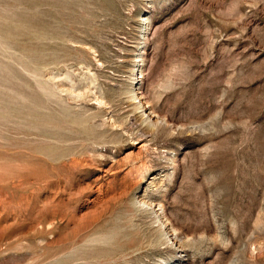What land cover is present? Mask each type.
Masks as SVG:
<instances>
[{
	"label": "rangeland",
	"instance_id": "rangeland-1",
	"mask_svg": "<svg viewBox=\"0 0 264 264\" xmlns=\"http://www.w3.org/2000/svg\"><path fill=\"white\" fill-rule=\"evenodd\" d=\"M0 264H264V0H0Z\"/></svg>",
	"mask_w": 264,
	"mask_h": 264
},
{
	"label": "bare ground",
	"instance_id": "bare-ground-1",
	"mask_svg": "<svg viewBox=\"0 0 264 264\" xmlns=\"http://www.w3.org/2000/svg\"><path fill=\"white\" fill-rule=\"evenodd\" d=\"M137 100V99H136ZM138 101H140V100H138ZM140 103V102H139ZM142 107H144L143 105H142ZM145 108V107H144ZM143 110V109H142ZM148 117V116H147Z\"/></svg>",
	"mask_w": 264,
	"mask_h": 264
}]
</instances>
